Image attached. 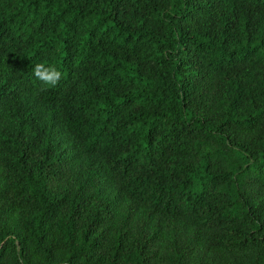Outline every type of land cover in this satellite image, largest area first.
Returning <instances> with one entry per match:
<instances>
[{"label": "trees", "instance_id": "1", "mask_svg": "<svg viewBox=\"0 0 264 264\" xmlns=\"http://www.w3.org/2000/svg\"><path fill=\"white\" fill-rule=\"evenodd\" d=\"M0 264H264V0H0Z\"/></svg>", "mask_w": 264, "mask_h": 264}, {"label": "clouds", "instance_id": "2", "mask_svg": "<svg viewBox=\"0 0 264 264\" xmlns=\"http://www.w3.org/2000/svg\"><path fill=\"white\" fill-rule=\"evenodd\" d=\"M33 75L45 85L55 86L62 77V73L55 67L38 63L32 69Z\"/></svg>", "mask_w": 264, "mask_h": 264}]
</instances>
